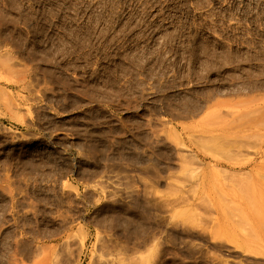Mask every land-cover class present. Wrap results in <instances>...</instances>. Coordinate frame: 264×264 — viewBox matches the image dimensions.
Listing matches in <instances>:
<instances>
[{"label":"rangeland","instance_id":"374dc122","mask_svg":"<svg viewBox=\"0 0 264 264\" xmlns=\"http://www.w3.org/2000/svg\"><path fill=\"white\" fill-rule=\"evenodd\" d=\"M0 264H264V0H0Z\"/></svg>","mask_w":264,"mask_h":264},{"label":"bare ground","instance_id":"6f19581e","mask_svg":"<svg viewBox=\"0 0 264 264\" xmlns=\"http://www.w3.org/2000/svg\"><path fill=\"white\" fill-rule=\"evenodd\" d=\"M9 70H10V69H9ZM254 126L258 127V126H259V124H256V125H254ZM254 126H253V127H254ZM256 127H254V128H256Z\"/></svg>","mask_w":264,"mask_h":264}]
</instances>
